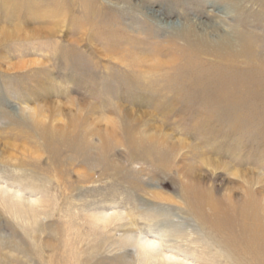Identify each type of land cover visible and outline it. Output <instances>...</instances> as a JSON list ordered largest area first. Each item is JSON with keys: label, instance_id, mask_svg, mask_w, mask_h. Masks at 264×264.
<instances>
[{"label": "rangeland", "instance_id": "1", "mask_svg": "<svg viewBox=\"0 0 264 264\" xmlns=\"http://www.w3.org/2000/svg\"><path fill=\"white\" fill-rule=\"evenodd\" d=\"M155 252L264 264V0H0V264Z\"/></svg>", "mask_w": 264, "mask_h": 264}, {"label": "bare ground", "instance_id": "2", "mask_svg": "<svg viewBox=\"0 0 264 264\" xmlns=\"http://www.w3.org/2000/svg\"><path fill=\"white\" fill-rule=\"evenodd\" d=\"M196 41L199 42V43H202L205 40H201L200 39V40H196ZM225 42H228V40L227 39H226V41L225 40H222L220 42V44L218 45V48H220V47L224 48L226 46ZM218 51L220 52L221 50H218ZM215 220L218 221L217 219H215ZM225 224L231 226V223H230L229 220L226 221ZM127 239H128V241L130 243H134V244L139 245V246H141L143 248H146V247H155V246L158 245V242L157 241H152V240L145 239V238H142V237L139 238V237L129 236V237H127ZM165 258H166L165 255H164V257H162L161 254H158L157 252H155L150 257L149 256L144 257V260L143 261L146 262V263L144 262L145 264H149V263L150 264L151 263L153 264V263H157V262L163 263V262H165ZM167 258H169V257L167 256Z\"/></svg>", "mask_w": 264, "mask_h": 264}]
</instances>
